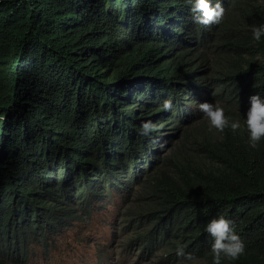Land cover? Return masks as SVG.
Returning a JSON list of instances; mask_svg holds the SVG:
<instances>
[{
    "label": "trees",
    "instance_id": "16d2710c",
    "mask_svg": "<svg viewBox=\"0 0 264 264\" xmlns=\"http://www.w3.org/2000/svg\"><path fill=\"white\" fill-rule=\"evenodd\" d=\"M185 1L0 0V264L49 256L76 224L133 197L128 248L146 259L162 250L176 262L178 245L202 248L207 221L220 216L264 228V142L235 162L200 141L184 159L149 157L148 171L135 162L140 125L163 118L165 100L176 116L179 101L210 98L202 66L193 84L179 70L194 50ZM229 6L241 21L226 47L264 94V36L252 35L264 0ZM135 17L149 33L125 41ZM223 47L203 35L200 64L211 55L224 63ZM260 248L264 237L248 264H264Z\"/></svg>",
    "mask_w": 264,
    "mask_h": 264
},
{
    "label": "clouds",
    "instance_id": "9594fccd",
    "mask_svg": "<svg viewBox=\"0 0 264 264\" xmlns=\"http://www.w3.org/2000/svg\"><path fill=\"white\" fill-rule=\"evenodd\" d=\"M230 2L231 0L185 1L190 41L188 44H191L194 50L189 53L179 70L184 73V79L193 84L199 67L202 66V79L211 81L210 98L197 100L191 107L179 101L176 116L171 115L173 104L167 99L162 104L163 118L157 123L150 120L142 122L140 134L144 140L136 147L135 162L144 170L148 171L152 167L149 157L163 162L173 155L181 159L191 156L197 150L196 141L220 151L232 162L247 148L255 149L264 142V94L251 91L253 78L247 73L248 65L239 59L236 52L226 47L227 43L235 38L241 21L240 12L237 10L229 16ZM124 29L125 41L132 37H145L150 30L145 29L138 17L126 24ZM203 35H212L222 42L224 63L218 56L211 55L200 64L198 46ZM252 35L254 40L260 41L264 36V25L253 26ZM242 57L248 58L247 55ZM221 80L227 83H222ZM142 144L143 148L140 147ZM166 170L169 171V168ZM115 210H107L108 222H111ZM97 214L99 213L75 226H89ZM118 225L115 223L112 228L116 237L120 236L123 230L119 229ZM204 231L205 245L199 249L193 248L190 253H186L184 245H178L175 252L181 259L176 262L169 259L162 250L149 259L141 257L134 249L127 247V250L134 261L143 260L144 263L159 258L162 264H248L250 245L255 243L260 246L264 237V228L248 230L237 223L235 227L232 220L223 216L209 219ZM260 251L264 252L261 248Z\"/></svg>",
    "mask_w": 264,
    "mask_h": 264
},
{
    "label": "rangeland",
    "instance_id": "374dc122",
    "mask_svg": "<svg viewBox=\"0 0 264 264\" xmlns=\"http://www.w3.org/2000/svg\"><path fill=\"white\" fill-rule=\"evenodd\" d=\"M135 206V197L122 203L115 212L111 222H108L109 211L99 213L89 226L77 225L66 236L57 239V251L49 256L41 254L34 257L30 264H162L161 259L155 258L149 263L134 261L128 253V243L132 241L133 231L125 229L124 214ZM115 216V217H114ZM123 229L120 236L112 233L114 224ZM145 225L144 229H149Z\"/></svg>",
    "mask_w": 264,
    "mask_h": 264
}]
</instances>
